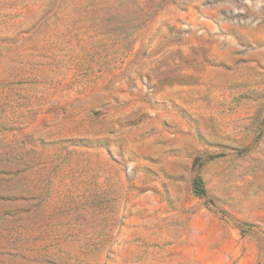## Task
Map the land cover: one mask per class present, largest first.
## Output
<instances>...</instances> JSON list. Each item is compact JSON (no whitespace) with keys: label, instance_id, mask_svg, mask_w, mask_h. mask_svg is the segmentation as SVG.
<instances>
[{"label":"rangeland","instance_id":"obj_1","mask_svg":"<svg viewBox=\"0 0 264 264\" xmlns=\"http://www.w3.org/2000/svg\"><path fill=\"white\" fill-rule=\"evenodd\" d=\"M0 264H264V0H0Z\"/></svg>","mask_w":264,"mask_h":264},{"label":"trees","instance_id":"obj_2","mask_svg":"<svg viewBox=\"0 0 264 264\" xmlns=\"http://www.w3.org/2000/svg\"><path fill=\"white\" fill-rule=\"evenodd\" d=\"M194 186H195V190H196L197 193H199V194H203L204 193V190H203L201 184L198 181H195Z\"/></svg>","mask_w":264,"mask_h":264}]
</instances>
